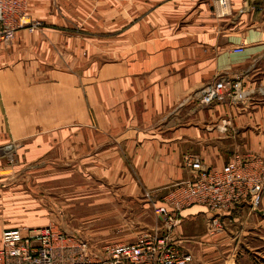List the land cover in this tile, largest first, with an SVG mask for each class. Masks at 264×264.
Listing matches in <instances>:
<instances>
[{
  "label": "crops",
  "instance_id": "crops-1",
  "mask_svg": "<svg viewBox=\"0 0 264 264\" xmlns=\"http://www.w3.org/2000/svg\"><path fill=\"white\" fill-rule=\"evenodd\" d=\"M230 2L218 18L213 0H28L44 28L0 46V239L47 223L30 200L41 177L24 173L35 166H110L117 213L114 202L131 208L122 195L161 204L192 179L185 155L210 167L234 152L264 163V0ZM220 78L239 79L246 100L200 104L197 90ZM180 215L170 237L190 264H264V191L258 208L221 213L214 234L205 205ZM154 227L166 234L156 216Z\"/></svg>",
  "mask_w": 264,
  "mask_h": 264
},
{
  "label": "built area",
  "instance_id": "built-area-1",
  "mask_svg": "<svg viewBox=\"0 0 264 264\" xmlns=\"http://www.w3.org/2000/svg\"><path fill=\"white\" fill-rule=\"evenodd\" d=\"M26 2L0 0V46L12 41L20 29L33 31L42 26L26 13ZM212 12L218 18L230 15V0H213ZM196 95L202 105L242 103L247 98L239 79L223 78L204 84ZM184 161L193 178L170 186L161 204L152 202L153 213L166 234L154 227L138 234L134 241L107 245L96 255L87 242L52 224L5 229L0 239V264H190L192 256L180 251L170 237L181 222L180 211L193 204L205 205L212 214L208 221L210 233L220 231L221 213L242 203L253 209L259 207L264 191V163L259 156L238 152L232 153L221 167L204 165L189 154Z\"/></svg>",
  "mask_w": 264,
  "mask_h": 264
},
{
  "label": "rangeland",
  "instance_id": "rangeland-1",
  "mask_svg": "<svg viewBox=\"0 0 264 264\" xmlns=\"http://www.w3.org/2000/svg\"><path fill=\"white\" fill-rule=\"evenodd\" d=\"M27 2L26 13L30 15L27 12ZM41 23L42 26L38 29L24 30L30 33L42 30L44 23ZM101 28L106 29L105 26ZM101 33L102 36H106L107 32L104 30ZM82 56L87 57L85 49ZM52 163L46 167L35 166L33 172H24L32 173L35 178L36 176L41 177L40 181L32 182L34 183L33 191L39 193V196L36 193L32 194L30 200H35L37 205H44L46 214L42 216L47 222L44 226L52 224L61 229L64 227L67 232L69 231L68 233L87 242L94 254L100 255L103 247L119 242L134 241L139 233L149 231L154 225L155 215L152 204L149 199H145L147 197L144 194L137 196L131 194L125 197L122 195L125 201L127 197H130L131 208L124 212L120 211L118 202H114V208L118 212L110 213V193H112L110 192V166H94L89 163L78 165L71 162L68 164ZM24 173L22 175H25ZM26 187L23 188L26 189ZM113 194L116 200H122L118 197L119 193L113 191ZM152 199L155 202V199ZM144 203L149 204L146 213L139 208ZM22 216L21 214L20 217Z\"/></svg>",
  "mask_w": 264,
  "mask_h": 264
}]
</instances>
